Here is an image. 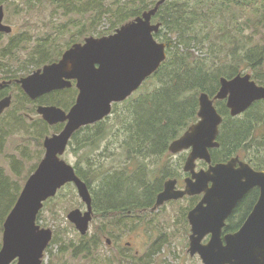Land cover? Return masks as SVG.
I'll return each instance as SVG.
<instances>
[{"label": "rangeland", "instance_id": "1", "mask_svg": "<svg viewBox=\"0 0 264 264\" xmlns=\"http://www.w3.org/2000/svg\"><path fill=\"white\" fill-rule=\"evenodd\" d=\"M130 1L132 0H0L4 11L3 23L12 28L10 34H0V68L3 69L0 77L5 76L6 70V74L12 72L16 78H26L32 71L60 59L72 45L83 44L85 38H102L114 34L122 26L116 21L115 12L123 11L129 4L139 6L141 11L147 8L145 11H148L160 0ZM248 4L253 7L259 3ZM164 12L161 11L160 19L154 15L151 24L159 23L161 28ZM244 34V41L248 40L250 46L264 51V26L247 30ZM154 39L157 43L166 45L162 38ZM172 41L176 45L175 37H172ZM9 44L16 48L9 51L10 49H6ZM192 46L194 47L189 50L179 46L178 50L204 62L209 71L210 65L216 62L214 57H209V48L200 49L195 44ZM215 50L222 49L216 45ZM41 60L45 63H40ZM244 69L245 67L240 69L241 74H250L253 82L264 87V83L258 80L260 77L264 78V60L256 69ZM146 81L149 84L150 81ZM156 85L153 83V88ZM150 88L151 84L147 89ZM10 92L12 104L0 117V248L3 222L14 205L13 201L44 155V139L61 131L57 126L44 123L41 116L36 114V106L55 105L66 112L75 96V91L70 90L54 94L46 98L47 101L33 103L15 88H11ZM142 96L143 87L125 101L113 104L110 115L100 124L81 130L71 139L62 156L67 164L80 170L90 180L91 189H88L92 200H98L95 195L101 193L104 178L115 173L122 176L120 172L124 171V179L142 181L145 184L148 182L156 189L168 179L179 180L178 186H184L186 173L183 165L190 150L173 154L168 148L164 152L156 149L151 155H147L145 150V156L141 157L139 153L135 157L130 151L123 149L127 147L125 142L129 140L127 130H131L133 126L129 123L137 119L136 113ZM198 96L199 94L196 96L197 102ZM223 105L226 106L225 101H214L217 111ZM261 107L264 108V103ZM197 109L194 123L198 121ZM257 111L251 108L234 122L243 125L254 121L256 128L252 127L254 129L248 143L236 154L241 156L242 161L260 169L259 164L264 158V118ZM94 134H101L104 139L89 146L90 141L85 143V140ZM223 154L220 156L223 157ZM96 200L92 203L100 208L101 204L96 203ZM194 203L195 198L184 197L167 202L155 210L152 207L145 211L133 208L127 214L113 211L114 213L105 216L97 213L98 207L95 209L92 206V220L87 233L82 236L69 223L67 215L75 209L84 212L86 207L75 187L68 184L45 204L37 217V225L52 232L42 264H203L198 255L190 256L188 253L190 226L187 214ZM241 214L243 212L229 220L227 225H235ZM84 243L90 246L88 253H78L72 249ZM64 245L70 246L65 252L61 250Z\"/></svg>", "mask_w": 264, "mask_h": 264}, {"label": "water", "instance_id": "2", "mask_svg": "<svg viewBox=\"0 0 264 264\" xmlns=\"http://www.w3.org/2000/svg\"><path fill=\"white\" fill-rule=\"evenodd\" d=\"M165 1H158L108 37L85 38L83 44L72 45L59 61L18 81L32 100L69 88L71 80L76 81L78 95L68 113L54 106H40L37 110L48 126L65 125L58 134L44 139V157L3 222L0 264H42L52 232L37 225V216L44 203L68 184L75 187L86 211L72 210L67 220L80 235L87 233L93 216L89 189L61 157L76 131L108 117L113 104L132 96L166 60V45L153 37L160 24H151ZM3 19L0 5V33L10 34L12 28L3 24ZM216 100L225 101L229 115L237 117L255 102L264 100V87L253 82L250 74L240 73L231 79L220 78L213 98L204 92L199 94L198 121L168 146L173 154L190 150L183 171L191 179L185 181L183 190L175 189V181L166 182L152 210L170 200L202 195L187 214L189 255H198L203 264H264V172L254 171L237 158L195 171L196 161L210 164L209 149L219 146L216 138L222 117L214 106ZM9 104L10 99L0 102V114ZM255 188L257 200L241 226L233 233L223 234L237 204ZM206 238L208 241L203 243Z\"/></svg>", "mask_w": 264, "mask_h": 264}, {"label": "trees", "instance_id": "3", "mask_svg": "<svg viewBox=\"0 0 264 264\" xmlns=\"http://www.w3.org/2000/svg\"><path fill=\"white\" fill-rule=\"evenodd\" d=\"M248 2L259 4L250 7ZM128 6L123 11L114 13L119 25L133 20L147 9L141 11L139 6L131 4ZM161 11H165L161 19L162 26L154 37L165 41L167 57L158 70L147 79L150 81L149 84L146 81L141 86L143 96L140 98L141 104L136 113L137 119L129 123L133 126L131 130H127L129 140L125 142L127 147L123 149L130 151L135 157L139 153V156H145V150H147V155L154 154L156 149L164 152L169 143L177 139L191 123L196 121L195 112L198 106L196 96L198 94L205 92L213 98L218 91L220 78L231 79L240 74L242 72L240 69L243 67H245L244 70L256 69L264 60L263 49L250 46L248 40L244 41L245 31L256 30L257 27L264 26V0H169L156 12L155 16L159 19ZM172 37H175L176 45ZM192 44H195V47L198 45L200 49L209 48V57L212 56L216 60L210 65L209 71L204 62L191 58L186 52H179V46L184 47V50H189L194 47ZM216 45L222 50L216 51ZM10 46L9 44L6 48L10 49L9 51L16 48L14 45ZM40 63L45 62L41 60ZM258 80L264 83V78L260 77ZM153 83L157 84L154 88ZM150 84L151 88L147 89ZM187 95L189 97H186ZM263 103L264 101L254 103L248 111L251 108L252 110L257 109L258 115L264 118V108L261 107ZM217 112L223 118L218 140L223 149L228 147L226 156L237 153L240 143L247 136L250 128L232 126L224 129L223 126L231 122L229 111L223 105ZM251 122L248 121L245 124L248 125ZM86 128L90 127L78 130L72 138ZM103 139L104 136L101 134H94L86 139L85 143L90 141L89 146H91ZM145 146H147L146 149ZM259 166H261L259 170L264 171V158ZM74 170L76 175L91 189L90 180L86 179L77 168ZM124 173L125 171L120 172L122 176ZM122 176L115 173L104 178L103 182L100 181L102 182L101 193L95 195L98 200L92 201L95 203L96 200V203L101 205L99 208L92 203V206L95 209L98 207L97 213L102 216L111 214L113 211L127 214L133 208L140 211L149 209L161 188L159 186L156 189L148 182L145 184L142 181L126 180ZM257 197L258 190L253 189L243 198L229 220L239 215V212L243 214L240 215L235 225H227L225 232H233L239 228ZM50 200L52 199L45 204ZM89 247L84 243L72 249L78 253H88ZM69 248L70 246L64 245L61 250L65 252Z\"/></svg>", "mask_w": 264, "mask_h": 264}, {"label": "flooded vegetation", "instance_id": "4", "mask_svg": "<svg viewBox=\"0 0 264 264\" xmlns=\"http://www.w3.org/2000/svg\"><path fill=\"white\" fill-rule=\"evenodd\" d=\"M4 24V23H3ZM1 35L3 34V33H0ZM57 61H59V59L58 60H56L55 62H57ZM3 69L2 68H0V71H2ZM34 71H32V73H33ZM31 73V74H32ZM4 74H5V76H1L0 77V102H2V101H4V100H6V99H10V104H9V106L6 108V109H4L3 110V112L0 114V117L5 113V111L10 107V105L12 104V95H11V92H10V89L11 88H15L20 94H21V92L25 95V98L28 100V101H31V102H33V103H38L39 101H44L46 98H48V97H51L52 95H54V94H57V93H60V92H65V91H70V90H74L75 91V96H74V100H73V103L71 104V106L69 107V109L65 112V113H68V111L72 108V106L75 104V101H76V97H77V95H78V90H77V88H76V81H74V80H71L70 82H71V86L69 87V88H65V89H61V90H55V91H53V92H50V93H48V94H45V95H43V96H40V97H38V98H36V99H34V100H32V99H30L24 92H23V90L21 89V85L18 83V81L20 80V79H23V78H21V77H19V78H16L13 74H12V72H8V74H6V70H4ZM31 74H29L28 76H30ZM27 76V77H28ZM36 101V102H35ZM40 106H43V105H37L36 106V114L38 115V113H37V110H38V108L40 107ZM51 106H53V105H44L43 107H51ZM54 107H57V106H55L54 105ZM57 108H59V107H57ZM60 109V108H59ZM62 110V109H61ZM248 111V110H247ZM239 117H241V115L240 116H237V117H231L230 116V119H231V122H229V123H227V124H225L224 126H225V128L227 129V128H230V127H232V126H238L239 128H242V126H247L248 128H250V130H249V133L247 134V136L242 140V142L240 143V149H242V148H245V145L248 143V141H249V139H250V136H251V133L253 132V129L254 128H256V127H254V121H252L251 122V124H248V125H246L245 123L242 125V124H240V125H238L236 122H234L235 120H237V118H239ZM42 119V118H41ZM223 119V118H222ZM43 121V120H42ZM103 121V120H102ZM102 121H100V122H98V123H95V124H93V125H90L91 127H93V126H96L97 124H100ZM44 122V121H43ZM45 123V122H44ZM222 123H223V120H222ZM220 124V126H219V128H218V135H217V138H216V143H218V147L217 148H212V149H209V155H210V164H206L204 161H197L196 163H195V171L196 172H199V171H201V170H207L208 169V167H213V166H215V165H217V164H225V163H227L229 160H231V159H233V158H237L240 162H243V163H245V164H248L254 171H258L259 172V169H256L254 166H251L249 163H247V162H244V161H242L241 160V156H239L238 154H236V153H233V154H231V155H229V156H226L227 155V148H224L223 149V147L221 146L222 144L220 143V141L218 140V137H219V135L221 134V131H220V127H222V125L223 124ZM64 123L63 124H57V125H54V126H57V129H60V130H62L63 129V127H64ZM89 126V125H88ZM223 126V127H224ZM252 127H254L253 129H252ZM83 128H85V127H83ZM82 129V128H81ZM75 134V133H74ZM73 134V135H74ZM73 135H72V137H73ZM72 137H71V139H72ZM71 139L69 140V142L71 141ZM226 140H227V137H226ZM69 142H68V145H69ZM255 142V141H254ZM227 143H228V140L226 141V146H227ZM68 147V146H67ZM44 149V148H43ZM222 150V151H221ZM224 153L223 154V157H221L220 156V154L221 153ZM44 153H45V151H44ZM235 154V155H234ZM188 155H189V153H188ZM215 155H217V156H215ZM233 155V156H232ZM43 157H44V155H43ZM42 157V158H43ZM188 157V156H187ZM229 157V158H228ZM61 159H62V157H61ZM42 160V159H41ZM40 160V161H41ZM63 160V159H62ZM40 161L37 163V165H36V167H35V169H34V171L36 170V168H37V166L39 165V163H40ZM186 161V160H185ZM196 164H197V167H196ZM184 166V165H183ZM236 167H238V165L236 166ZM33 171V172H34ZM187 179H191V175L189 174V173H186L185 174V177H184V179H183V184H184V186H178V182H179V180H176V179H168V180H166V181H164L163 182V184H162V186H160L161 188H159L160 190H159V192L155 195L156 197H155V200H154V203H153V205L151 206L152 208L155 206V203H156V198H157V196H158V194H160L162 191H163V188H164V185H165V183L166 182H170V181H175L176 182V184H175V189L176 190H183L184 188H185V181L187 180ZM209 186H210V184H209ZM20 194V193H19ZM248 194V193H247ZM19 196V195H18ZM18 196H17V198H18ZM184 197H193V198H195V203H194V205L192 206V208H194L199 202H200V200L202 199V195H197V196H184ZM183 197V198H184ZM17 198L13 201V204H15V202H16V200H17ZM182 198V199H183ZM180 200V199H179ZM171 201H176V200H170V201H167V202H171ZM242 201V200H241ZM240 201V202H241ZM167 202H165V203H167ZM239 202V203H240ZM164 203V204H165ZM239 203L237 204V206L239 205ZM163 205V204H162ZM161 205V206H162ZM161 206H159V207H161ZM236 206V207H237ZM150 207V208H151ZM158 207V208H159ZM236 207H235V209H236ZM253 207V206H252ZM191 208V209H192ZM157 209V208H156ZM190 209V210H191ZM235 209H234V211H235ZM252 209V208H251ZM146 210V209H145ZM145 210H143V211H145ZM189 210V211H190ZM188 211V212H189ZM233 211V212H234ZM251 211V210H250ZM233 215V213L231 214V216ZM248 215V214H247ZM230 216V217H231ZM229 217V218H230ZM247 217V216H246ZM229 218L227 219V221H226V225H225V227H224V229H223V234H227V233H233V232H235V231H233V232H225L224 230H225V228H226V226H227V224H228V220H229ZM245 220V219H244ZM243 223V222H242ZM240 227V226H239ZM206 239H208V238H206ZM206 239L204 240V242L206 243ZM208 241V240H207ZM13 264H15V263H13Z\"/></svg>", "mask_w": 264, "mask_h": 264}, {"label": "bare ground", "instance_id": "5", "mask_svg": "<svg viewBox=\"0 0 264 264\" xmlns=\"http://www.w3.org/2000/svg\"><path fill=\"white\" fill-rule=\"evenodd\" d=\"M36 102V101H35Z\"/></svg>", "mask_w": 264, "mask_h": 264}]
</instances>
